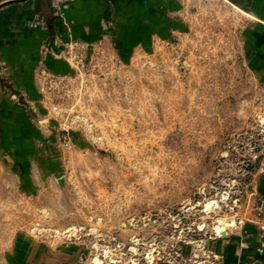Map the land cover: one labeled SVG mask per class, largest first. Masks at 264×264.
Wrapping results in <instances>:
<instances>
[{
    "label": "rangeland",
    "instance_id": "obj_1",
    "mask_svg": "<svg viewBox=\"0 0 264 264\" xmlns=\"http://www.w3.org/2000/svg\"><path fill=\"white\" fill-rule=\"evenodd\" d=\"M170 1L155 2V30L88 42L68 26L36 92L1 77L14 101H0V264H242L248 227L264 236L250 17L230 0Z\"/></svg>",
    "mask_w": 264,
    "mask_h": 264
},
{
    "label": "crops",
    "instance_id": "obj_2",
    "mask_svg": "<svg viewBox=\"0 0 264 264\" xmlns=\"http://www.w3.org/2000/svg\"><path fill=\"white\" fill-rule=\"evenodd\" d=\"M174 1L170 2L174 4ZM155 2L157 0H76L67 10V21H63L54 15L49 0H0V91L3 92L1 77H5L10 79L15 90L36 92L34 75L39 63L43 58L46 64L57 65L60 61L51 51L43 53L44 47L48 42H53L54 50L61 47L70 39V27L75 39L88 42L102 39L104 32L110 31L112 26L130 30L157 29L159 19ZM230 2L238 8L242 6L250 17L247 58L253 65L260 64L258 68L264 77V0ZM146 36L130 35L120 38L118 43L122 48L126 44L142 43ZM0 101L4 106H10L14 100L5 96ZM260 189L264 195V177ZM248 229L252 236L247 237V246L240 252L241 262L264 264V250H260L264 236L255 226Z\"/></svg>",
    "mask_w": 264,
    "mask_h": 264
},
{
    "label": "built area",
    "instance_id": "obj_3",
    "mask_svg": "<svg viewBox=\"0 0 264 264\" xmlns=\"http://www.w3.org/2000/svg\"><path fill=\"white\" fill-rule=\"evenodd\" d=\"M52 1L56 9V14L63 16L65 14V11L71 7L74 0H52ZM56 2H58L57 5Z\"/></svg>",
    "mask_w": 264,
    "mask_h": 264
},
{
    "label": "bare ground",
    "instance_id": "obj_4",
    "mask_svg": "<svg viewBox=\"0 0 264 264\" xmlns=\"http://www.w3.org/2000/svg\"><path fill=\"white\" fill-rule=\"evenodd\" d=\"M224 232H225V230L221 231L220 233H224Z\"/></svg>",
    "mask_w": 264,
    "mask_h": 264
}]
</instances>
